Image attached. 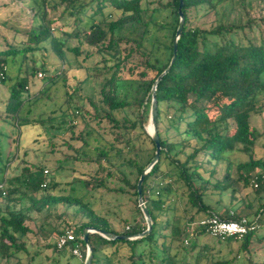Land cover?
<instances>
[{"label":"trees","instance_id":"16d2710c","mask_svg":"<svg viewBox=\"0 0 264 264\" xmlns=\"http://www.w3.org/2000/svg\"><path fill=\"white\" fill-rule=\"evenodd\" d=\"M32 1L26 29L0 23L13 32V42L5 37L0 42V84L7 81L10 67L16 75L1 119L18 130L26 128L15 139L11 159L0 155V201L6 206L0 211V264H31L43 250L30 254L27 247L35 233L34 213L44 214L43 224L44 219L54 223L56 240L44 249L71 252L77 244L83 249L82 264L85 228L131 236L146 230L137 182L155 144L145 127L152 87L173 56L179 9L184 23L176 57L155 91L160 156L142 185L151 232L133 241L90 234L91 264H206L219 256L222 260L209 264H234L238 258L243 264H264V157L255 151L264 129L253 122L264 110V0H183L181 8L178 0ZM163 13L167 19L159 23ZM152 28L169 39L151 38ZM47 52L60 60V68L47 66ZM38 71L44 76L40 88L31 92L30 80ZM58 82L64 107L29 117L31 106L50 100L49 88ZM87 85L98 88V100L82 94ZM31 127L48 136L47 149L36 162L23 159L18 174L6 177L21 132ZM65 133L64 151L56 148L55 139ZM88 140L94 143L92 154ZM58 152L62 155L52 161L57 171L63 163H84L94 165V173L75 174L62 193L59 183L44 173V160ZM232 153L247 160L234 163L228 158ZM99 188L133 202L136 215L124 220L127 228H113L108 216L88 201ZM246 189L251 196L240 197L235 207ZM227 195L228 206L222 207ZM230 208H235L233 215ZM206 217L245 218L254 229L242 237H211L205 227H191ZM70 220L78 222V238L58 249L57 238L71 228ZM235 247L236 256L228 259Z\"/></svg>","mask_w":264,"mask_h":264},{"label":"rangeland","instance_id":"374dc122","mask_svg":"<svg viewBox=\"0 0 264 264\" xmlns=\"http://www.w3.org/2000/svg\"><path fill=\"white\" fill-rule=\"evenodd\" d=\"M166 1V0H162ZM5 4L6 6H3ZM2 5V6H1ZM29 8H33V1L32 0H0V23H3L6 21V23L11 27H22L18 28L21 30H24L29 26L28 24L32 22L30 18H28V11ZM264 13L261 12V16H263ZM159 23H164V21L167 19V14L163 13L159 17ZM20 22V25L17 23ZM166 32L164 31H156L154 28L150 31V37H162L165 36L168 40L169 37L165 35ZM13 32L11 29L6 28L5 26H2L0 24V42H2V38L5 37L8 39V41H12ZM17 42V41H15ZM37 58H40V55L38 53L35 54ZM45 61L47 63V66L49 68H60L61 62L60 60L53 54L48 53L45 56ZM41 74V76H39ZM15 72L13 68H9L7 72V81H5L3 84H0V155L2 159L5 161V159L9 158L14 155L15 148H16V142L15 139H17L19 135V131H23L26 128L21 127L19 130L17 127H12L9 125L6 121L1 119V116L4 115L5 111V103L9 96V91L11 86L15 83ZM43 72L38 71L36 78L34 80H30L29 90L31 92H35L37 89L40 88L41 82L40 79L43 77ZM85 89L82 91L83 95H89L92 96L95 100L99 99L98 94V88H95L91 85L84 86ZM49 97H51L50 100L42 102L39 101L33 106H31L29 117H36L39 114H44L45 116L49 114L50 110H60L62 107H64V98H63V88L61 82H58L53 87L49 88L48 91ZM46 102V103H45ZM61 105V106H60ZM52 115V113L50 112ZM48 116V115H47ZM254 124L259 130L264 129V110L262 113L254 119ZM148 125V123H147ZM147 125L145 129L147 128ZM78 128H81V125L78 126ZM78 128L76 130H78ZM150 129V128H149ZM42 132V129H39L38 127H31L28 130L21 132L20 135V143L18 144L19 149L16 154L15 160L10 163L7 166L6 170V177H13L14 175L18 174L19 168L23 166L25 163L24 160H27L30 162H36L38 161L40 154L46 151L48 136L46 135H39V133ZM49 136H51L49 134ZM69 138V134L65 133L62 135H59L57 139H55V143L59 146L56 148L62 149L65 151V147L62 145L65 140ZM36 139V141H35ZM88 143L91 145L90 147H87V152L89 154H92V146L94 145L92 140H88ZM79 145V143H76ZM256 154L258 157H264V135L256 142V148H255ZM60 153V154H59ZM62 155V152H58L56 156H53L50 158V160L46 161V159H49L48 157L44 160V164H46V169L48 171V177H53V181H56L59 183V189H61L62 193L63 190L65 192V189H68L67 182L71 181L73 177L78 176L79 173H94V165H86L84 163H76V164H69V163H63L62 169L57 171L55 164L52 163L53 160H55L56 157H60ZM146 157V156H145ZM228 158L234 162L239 163L247 160V157L245 155L239 154V153H232L229 154ZM24 159V160H23ZM44 159V158H43ZM142 163V160H139ZM145 163V160L143 161ZM76 171H73V170ZM57 171V172H56ZM49 178L51 180L52 178ZM89 179V178H88ZM110 186V184L108 183ZM92 186V184L90 185ZM80 186L76 184V188H79ZM79 191V190H78ZM251 196L250 189L243 190L242 194H240L239 200H237V203H235V207L238 206L241 203V198ZM127 196L122 195H114L111 193H107L104 189H96L92 196L90 198L87 196L88 201H91L95 203L94 208L100 212L101 214H104L108 216V219L110 220L111 225L116 230H122L123 228H127L129 224L125 223V219L128 220V222L131 220L132 215H136L134 210V204L133 202H129L127 200ZM215 200V199H214ZM223 206H228V195L224 196L222 199ZM18 205V204H17ZM14 204L11 203V207H13ZM18 208V206H16ZM5 200L0 201V211H5ZM235 208H230V213H233V210ZM220 210H224L221 208ZM71 214L70 212H68ZM44 218V214H36L34 213L32 215V223L31 226L35 230L34 234L31 235V240L28 242V251L30 254L40 251L43 249L39 254H37L34 257V260L31 264H82L80 259H78L76 256L72 255L71 252H69L67 249H64L63 251H53L51 249H44V245L48 243L55 242V236L51 235V231L53 230L54 223L51 220H45L44 224L42 223V220ZM69 218V217H68ZM70 219V218H69ZM73 222V224H69L68 227H73L75 229L76 234L77 227H76V221L70 220ZM43 225L44 231L39 232L38 226ZM193 228V227H192ZM188 231H191V228L188 229ZM46 235V237L43 235ZM78 235V234H77ZM206 239V238H204ZM204 241H207L204 240ZM187 244V242H185ZM81 251H83L82 248H80ZM86 251V250H85ZM259 252V251H258ZM231 255L229 258H234L237 254V248H232ZM260 256H262V252L257 253ZM27 258L24 257L23 261L25 262ZM225 258H223L224 260ZM218 260H222V258L214 257L208 260L206 264L209 263H215ZM241 258H238L234 264H243L241 262Z\"/></svg>","mask_w":264,"mask_h":264},{"label":"water","instance_id":"95a60500","mask_svg":"<svg viewBox=\"0 0 264 264\" xmlns=\"http://www.w3.org/2000/svg\"><path fill=\"white\" fill-rule=\"evenodd\" d=\"M178 1H179V8H181L182 4H183V0H178ZM178 14H179V24H178V28L176 31L174 41H173L174 50H173L172 59L169 63V66L158 77V79L154 83L152 90H151L152 98H151V105H150V111H149V120H148V125H147V128L145 129V131L151 137L152 141L155 144V153H154V156L151 159L150 163L146 166V168L144 169V171L140 175L138 182H137V195H138L137 202H138V206L141 210V213H142L143 218H144L145 223H146V230L144 232H142L141 234L131 236V235H115V234H112V233H109V232H106L103 230H97V229H93V228H85L82 232V235H81L82 241L84 242L85 247H86L84 264H91V260H92V247L89 244V240H88L90 234L96 233V234L100 235L101 237H103L107 240L117 239V240H124V241H133V240L140 239L143 236H145L146 234L151 232L152 220H151L150 215L147 211V208L143 202L142 185H143L145 176L150 172L152 167L157 163V161L159 160V156H160L161 148H160V143H159V137H158L157 130L155 127V116H156V108H157L155 91H156L157 82L160 81L162 79V77L170 70V67L173 64L175 57H176L177 41L180 37L181 31L183 28V23H184V17H183V14H182L180 9L178 11ZM149 127H150L151 131H150Z\"/></svg>","mask_w":264,"mask_h":264},{"label":"built area","instance_id":"2783aa9c","mask_svg":"<svg viewBox=\"0 0 264 264\" xmlns=\"http://www.w3.org/2000/svg\"><path fill=\"white\" fill-rule=\"evenodd\" d=\"M41 76V74H39ZM3 76L0 73V79H2ZM45 174H48V171H44ZM252 185L256 188L258 186L257 182L255 180L252 181ZM46 185L43 184L42 187H45ZM0 190H3V184H0ZM233 215V213H230ZM201 226L205 227L211 237H229V236H237L242 237L244 234H246L248 231L253 230L254 227L248 225V222L245 218H241L239 220H221L217 217H206L198 221L197 223H194L192 226ZM78 238L75 229L73 227L68 228L65 230V232L57 238V248H67L70 244H74L76 239ZM186 242V241H185ZM72 255L76 256L78 259L82 260L83 255L80 250L79 245L75 244L73 247H71Z\"/></svg>","mask_w":264,"mask_h":264},{"label":"bare ground","instance_id":"6f19581e","mask_svg":"<svg viewBox=\"0 0 264 264\" xmlns=\"http://www.w3.org/2000/svg\"><path fill=\"white\" fill-rule=\"evenodd\" d=\"M150 128V127H149ZM150 131H151V129H150Z\"/></svg>","mask_w":264,"mask_h":264}]
</instances>
